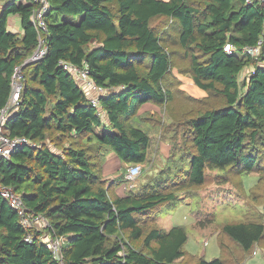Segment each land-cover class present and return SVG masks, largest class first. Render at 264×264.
I'll list each match as a JSON object with an SVG mask.
<instances>
[{
    "label": "trees",
    "instance_id": "obj_1",
    "mask_svg": "<svg viewBox=\"0 0 264 264\" xmlns=\"http://www.w3.org/2000/svg\"><path fill=\"white\" fill-rule=\"evenodd\" d=\"M0 2V112L18 66L24 85L4 132L30 141L9 160L0 158V181L22 195L30 214L50 223L46 231L25 229L0 195V264H224L231 255L244 264L264 241L263 211L256 220L222 223V256L211 261L188 254L186 228L165 231L156 213L206 186L209 171L264 176V2L49 0L47 53L33 63L25 61L39 43L31 22L34 5ZM15 15L22 34L9 30ZM171 24L177 37L169 32ZM170 38L179 50L168 47ZM260 40L258 58L241 53ZM228 43L235 53L225 51ZM62 62L88 67L107 90L101 97L106 119ZM247 67L253 72L242 80ZM174 70L207 96L180 91ZM182 101L195 108L173 111ZM147 103L166 110L162 129L172 141L171 163L139 190L120 196L117 184L103 175V159L110 149L130 166L150 162L151 137L131 121ZM44 234L66 237L62 262Z\"/></svg>",
    "mask_w": 264,
    "mask_h": 264
},
{
    "label": "rangeland",
    "instance_id": "obj_2",
    "mask_svg": "<svg viewBox=\"0 0 264 264\" xmlns=\"http://www.w3.org/2000/svg\"><path fill=\"white\" fill-rule=\"evenodd\" d=\"M16 18L19 20L18 16H16ZM14 23L15 22L9 26V30L12 32H19L20 29L17 28ZM167 24L168 21L161 23L160 27H166ZM16 25L20 26L19 21L16 22ZM171 25L172 27H170L169 32L171 35H174L172 37H177V28H174L173 24ZM175 39L176 38H170L167 45L172 50H179V45ZM180 58L178 57V60H180ZM183 65L185 64L183 63ZM251 68L252 67H248L246 69L250 70ZM247 74L248 71L244 70L241 74V79L243 80L247 77ZM187 79V77H183V81L186 82ZM186 90L197 98L204 95L207 96L205 90L199 88L195 84H193V87H188ZM179 100L180 98L177 97V101ZM180 104L181 107L175 104L173 111L181 110L182 106L188 109L195 108V105L193 106V104L186 101H182ZM167 120V118L160 119L161 122ZM134 125L149 134L152 138L153 148L160 137L162 125L152 126L138 118L135 120ZM185 129L186 128L184 127L181 132L183 133ZM179 145H182L181 141ZM153 154L154 152H152L151 155L153 156ZM150 162L147 163L145 171L143 166L142 174L133 181L132 184L135 187V191L139 190L146 183L142 177L143 174H154V172L158 170L157 165L151 168L153 163L150 164ZM114 183H116L117 186L126 183L128 186L127 193L131 189L130 183L127 181L125 182V178H122V175L121 178L115 180ZM182 195L186 196V200H179L174 206L164 207L162 210L158 211L156 213V221L165 231H169L173 226H184L189 236L188 242L184 247L185 251L192 256L203 257L206 260L211 261L222 256L218 237V235L220 236V225L222 223L227 221H241L248 218L256 220L258 219L256 217L260 214V211H263L264 213V176H261L260 179V176L256 173L239 174L235 170L209 171V178L206 186L203 188H195L190 193ZM246 214H249L251 217H246ZM198 220L203 222L199 223ZM225 241L228 244L227 238ZM230 245L238 248L233 243ZM135 246L138 248L141 247L140 243H136ZM263 248L264 241L256 244L253 251L258 249L257 253L253 254L252 251V253L248 254L243 261L244 264H264ZM224 259V264H236L235 262H237L235 255H231V257H226Z\"/></svg>",
    "mask_w": 264,
    "mask_h": 264
},
{
    "label": "built area",
    "instance_id": "obj_3",
    "mask_svg": "<svg viewBox=\"0 0 264 264\" xmlns=\"http://www.w3.org/2000/svg\"><path fill=\"white\" fill-rule=\"evenodd\" d=\"M247 4L254 2H264V0H245ZM29 3L34 5L31 22L38 33V46L33 54L25 61V63L37 62L44 58L47 53L46 39L44 33L48 29L46 16L50 10L49 0H28ZM263 42L260 40L257 45L244 47L241 51L242 54L254 58H258L262 51ZM225 51L229 54L235 53L237 48L228 43L225 46ZM63 67L71 72L78 83V85L85 90L90 103L99 109L102 118H105V112L102 110L101 97L105 96L107 90L95 83L92 79L88 67H78L72 63L62 62ZM23 73L22 66L15 68L12 77V93L8 104L0 112V158L9 160L12 153L19 147L30 144V141L25 137H10L4 132V127L7 119L17 109L23 91ZM143 171V164L131 165L126 173V181L130 183V188H133V181L138 178ZM0 195L6 199L11 207L17 212L20 223L25 229L36 228L39 231H46L50 227V223L43 216L38 214H30L24 204L21 194L15 192L11 187L6 186L0 181ZM33 236L28 233L26 241L31 242ZM42 240L48 244L54 257L62 262V247L66 242L65 236L51 237L44 234Z\"/></svg>",
    "mask_w": 264,
    "mask_h": 264
},
{
    "label": "crops",
    "instance_id": "obj_4",
    "mask_svg": "<svg viewBox=\"0 0 264 264\" xmlns=\"http://www.w3.org/2000/svg\"><path fill=\"white\" fill-rule=\"evenodd\" d=\"M23 2H28V0H23ZM0 4H4V3L0 2ZM16 16H18V15L11 16L9 18V26L13 22H15L14 25L17 28L20 29L19 32H15V33L22 34L23 32H22V28H21V20H20L19 16H18L19 20L16 18ZM17 21H19L20 26L16 25ZM244 70L248 71L247 76L251 72H253V68H251L250 70L249 69H244ZM172 76L175 79V81L177 82L180 91H183L187 95H189V96H191L193 98H196V99H202V98L206 97V95H204L202 97H198L197 98L196 96L191 95L186 90L188 87H193V84H195L192 79H189L190 78L189 76L180 74L179 72H177V70L173 71ZM183 77H187L188 78L186 80V82L183 81ZM137 118L141 119L145 123L150 124L152 126L160 125V124L162 125L161 126L160 137L157 140V144H155V146L152 148V143H151V147H150V152L151 153H150V157H149V160H151L150 164L153 163L151 168L154 167L155 165H157V167H158L157 169L158 170L156 172H154V174L150 173L148 175H144V174L142 175V177L144 178L145 182H147L150 178L155 177L163 168H167L170 165V163H171V154H172L171 153L172 152L171 138L162 129L163 125H165V123H167V121H165V122H161L160 121V119L167 118L166 110L163 109V107L157 106V105H155L153 103L144 104L143 106H141L139 108L137 114L131 119L133 124H134V122H135V120ZM105 119H106V115H105ZM106 122H107V120H106ZM151 140H152V138H151ZM106 151L107 152H106V155H105V157L103 159V166H102V172H103L104 177L106 178V180H109L110 183H114V181L120 179L121 175H122V178H125V182H126V177L124 176V174H125L126 169L128 170V168L130 167V165L124 164L118 158V156H116L114 151H112L110 149H106ZM152 152H154L153 156L151 155ZM143 166H144V171H145V167L147 166V163L143 164ZM138 180H140V179H138ZM114 189H115V191H116V193L118 195L124 196L127 193V191H128V186H127L126 183H124V185L122 184L120 186H116ZM179 200L180 201L181 200H183V201L186 200V196L185 195H181ZM257 250L258 249L254 250L253 254H256Z\"/></svg>",
    "mask_w": 264,
    "mask_h": 264
}]
</instances>
